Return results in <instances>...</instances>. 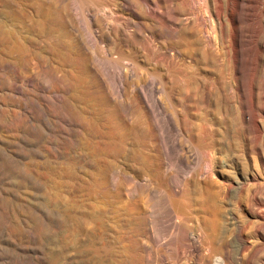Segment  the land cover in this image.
<instances>
[{
	"label": "rangeland",
	"instance_id": "374dc122",
	"mask_svg": "<svg viewBox=\"0 0 264 264\" xmlns=\"http://www.w3.org/2000/svg\"><path fill=\"white\" fill-rule=\"evenodd\" d=\"M176 3L0 0V264H221L231 254L224 184L237 175L195 146L200 119L178 92ZM201 111L204 134L223 131L222 109Z\"/></svg>",
	"mask_w": 264,
	"mask_h": 264
},
{
	"label": "bare ground",
	"instance_id": "6f19581e",
	"mask_svg": "<svg viewBox=\"0 0 264 264\" xmlns=\"http://www.w3.org/2000/svg\"><path fill=\"white\" fill-rule=\"evenodd\" d=\"M176 2L173 11L185 16L179 26L184 73L178 92L183 110L193 107L200 119L195 146L198 151L210 147L215 163L223 157L237 175L230 172L225 178L233 223L231 254L223 253L221 264H264V0ZM66 6L72 20L70 4ZM176 33L175 28L167 31L169 37ZM76 49L71 39L72 56ZM187 56L194 59L198 72L188 70ZM205 61L212 75L201 78L199 69ZM204 104L225 113L219 122L224 126L221 134L212 127L203 133ZM198 160L204 161L199 155ZM191 241L197 243L193 236Z\"/></svg>",
	"mask_w": 264,
	"mask_h": 264
}]
</instances>
